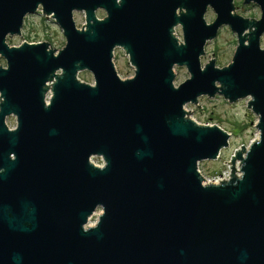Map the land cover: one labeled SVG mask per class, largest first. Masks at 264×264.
I'll list each match as a JSON object with an SVG mask.
<instances>
[{"label":"water","instance_id":"95a60500","mask_svg":"<svg viewBox=\"0 0 264 264\" xmlns=\"http://www.w3.org/2000/svg\"><path fill=\"white\" fill-rule=\"evenodd\" d=\"M251 2L259 20L235 0H0V264H264V0ZM40 7L64 48L10 47ZM222 27L238 38L232 62L202 66ZM116 48L132 78L118 74ZM176 66L191 76L179 86ZM218 94L250 98L260 135L225 163L229 180L206 183L200 163L231 134L186 106Z\"/></svg>","mask_w":264,"mask_h":264},{"label":"rangeland","instance_id":"374dc122","mask_svg":"<svg viewBox=\"0 0 264 264\" xmlns=\"http://www.w3.org/2000/svg\"><path fill=\"white\" fill-rule=\"evenodd\" d=\"M253 3L254 2H251L246 6H241L243 0H237V2H235L236 13L247 19H251L250 17L260 19L261 10ZM40 9H42V7H40ZM39 14L30 15L28 17L25 28V39H18V35L8 37L7 43L10 47L21 46L24 42L40 43L46 41L50 44V49L56 48L55 52L64 48L66 45V38L62 29L53 19ZM97 16L103 19L106 17V12L98 10ZM215 19L216 14L210 8L206 14V20L211 24ZM74 21L78 29L81 30L86 25L85 13L75 12ZM176 32L180 39H182V28L180 26L176 27ZM237 46V35L232 32L229 27H222L218 37L207 43L206 54L202 57V66L206 65L210 60H215L217 67L223 68L228 66L232 62ZM262 47L264 48V37L262 38ZM114 61L118 74L122 79L132 78L135 75V70L130 65L129 59L123 49H115ZM0 66L6 67V61L2 58L0 59ZM175 74V86H179L191 77L185 66L182 68L176 66ZM79 78L83 82L94 84V77L89 71H81L79 73ZM51 96L52 91H49L46 100H49ZM223 98L224 97L220 94L214 98L201 96L196 105L190 103L186 106L188 115L192 113L189 115V118L197 124L218 125L231 134L230 145L228 148L222 150L219 159L216 161H202L200 163L199 169L206 183L229 180L230 168L226 166L225 163L231 162L232 157L242 145L249 146V144L258 139L260 135V132L256 128L259 117L248 108L250 98L239 100L235 103H230ZM196 106L200 107V109ZM7 124L10 129L16 128V117L9 116L7 118ZM91 160L92 163L97 166H101L104 163L103 160L98 157H93ZM240 166L241 163L238 162L236 167L240 168ZM101 214L102 209L99 208L96 214L91 218L89 225L92 226L96 224Z\"/></svg>","mask_w":264,"mask_h":264},{"label":"flooded vegetation","instance_id":"af4514ba","mask_svg":"<svg viewBox=\"0 0 264 264\" xmlns=\"http://www.w3.org/2000/svg\"><path fill=\"white\" fill-rule=\"evenodd\" d=\"M246 1L247 0H243V3L244 4H246ZM235 2H237V0H235ZM238 4V3H237ZM249 4V3H248ZM254 4V3H253ZM247 5V4H246ZM260 9V8H259ZM39 13H41V14H39ZM43 15V13H42V9H39V11L35 14V15ZM30 16V15H29ZM29 16H27L25 19H24V23H23V26H22V29H21V35H18L17 37H18V39L19 38H23V39H25V28H26V25H27V19H28V17ZM45 16V15H44ZM48 18V17H47ZM251 19H254V20H259L258 18H256V17H250ZM50 19H52V18H50ZM116 64V63H115Z\"/></svg>","mask_w":264,"mask_h":264},{"label":"bare ground","instance_id":"6f19581e","mask_svg":"<svg viewBox=\"0 0 264 264\" xmlns=\"http://www.w3.org/2000/svg\"><path fill=\"white\" fill-rule=\"evenodd\" d=\"M240 168H241V166H240ZM240 168L238 167L237 169V171H240ZM237 176H239V174H237ZM220 181H214V182H212V183H219Z\"/></svg>","mask_w":264,"mask_h":264},{"label":"built area","instance_id":"2783aa9c","mask_svg":"<svg viewBox=\"0 0 264 264\" xmlns=\"http://www.w3.org/2000/svg\"><path fill=\"white\" fill-rule=\"evenodd\" d=\"M101 166H102V165H101ZM101 166H100V167H101Z\"/></svg>","mask_w":264,"mask_h":264}]
</instances>
